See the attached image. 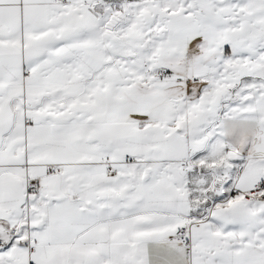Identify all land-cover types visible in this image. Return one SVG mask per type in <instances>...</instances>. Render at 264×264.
<instances>
[{"label":"snow or ice","instance_id":"1","mask_svg":"<svg viewBox=\"0 0 264 264\" xmlns=\"http://www.w3.org/2000/svg\"><path fill=\"white\" fill-rule=\"evenodd\" d=\"M0 264H264V0H0Z\"/></svg>","mask_w":264,"mask_h":264}]
</instances>
